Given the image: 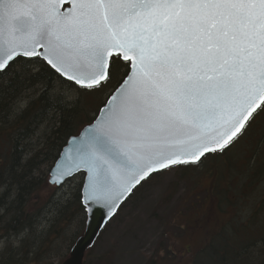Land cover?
I'll list each match as a JSON object with an SVG mask.
<instances>
[{
	"label": "snow or ice",
	"instance_id": "1",
	"mask_svg": "<svg viewBox=\"0 0 264 264\" xmlns=\"http://www.w3.org/2000/svg\"><path fill=\"white\" fill-rule=\"evenodd\" d=\"M30 64L48 87L112 86L47 180L79 177L86 223L106 226L138 186L225 155L264 113V0H0V76ZM242 255L264 264V244Z\"/></svg>",
	"mask_w": 264,
	"mask_h": 264
},
{
	"label": "trees",
	"instance_id": "2",
	"mask_svg": "<svg viewBox=\"0 0 264 264\" xmlns=\"http://www.w3.org/2000/svg\"><path fill=\"white\" fill-rule=\"evenodd\" d=\"M14 69L15 74L10 70L0 76V264H59L83 233L86 221L79 206V182L73 192L64 193L65 185L49 190L48 170L68 139L95 119L112 86L98 92H76L58 83L48 87L39 65H16ZM259 116L244 137L255 134L264 113ZM259 144L244 149L247 157L240 171L237 162L228 159L229 152L215 158L216 167L209 171L214 181L207 196L215 200L218 210L250 202L248 214L243 218L235 211L187 264H247L242 253L264 244V144ZM221 177L230 184L226 189ZM91 249L83 264H89ZM30 252L34 259H29ZM171 258H153L150 264Z\"/></svg>",
	"mask_w": 264,
	"mask_h": 264
},
{
	"label": "rangeland",
	"instance_id": "3",
	"mask_svg": "<svg viewBox=\"0 0 264 264\" xmlns=\"http://www.w3.org/2000/svg\"><path fill=\"white\" fill-rule=\"evenodd\" d=\"M109 93L108 90L106 94ZM25 104L26 100L21 102L22 107ZM255 129L249 142L241 140L228 151V159L237 162L239 171V165L247 157L244 149L259 146L264 139V117ZM214 161L210 158L199 169L178 170L164 177L153 176L144 182L102 231L90 250L89 264H96L100 258L101 264H150L151 259H163L167 255L172 258L165 262L162 260L163 264H168V261L189 263L219 226L241 207L239 203L234 208L230 205L228 210H218L214 207L215 200L207 196L214 181L209 173L216 167ZM239 171L236 169L234 174L240 175ZM221 178L222 188L226 189L230 184H226L225 177ZM79 180L77 177L67 182L62 191L73 192ZM232 185L233 188L236 183ZM53 188L51 186L49 190ZM228 197L234 200L232 194ZM192 200L195 204L202 201L192 207ZM244 203L250 206V202ZM170 248L174 251L168 253ZM173 252L177 256H173Z\"/></svg>",
	"mask_w": 264,
	"mask_h": 264
},
{
	"label": "water",
	"instance_id": "4",
	"mask_svg": "<svg viewBox=\"0 0 264 264\" xmlns=\"http://www.w3.org/2000/svg\"><path fill=\"white\" fill-rule=\"evenodd\" d=\"M86 126L84 128H82L81 131L77 135H79L86 128ZM77 135H74V136H77ZM70 138L68 139V141L70 140ZM68 141H67V143H68ZM67 143H66V145H67ZM129 196L127 197V199L129 198ZM126 200L123 201V203L120 205V207L125 203ZM120 207L117 209V212L119 211ZM117 212H116V214H117ZM106 226H105V221L103 218V213L97 212L96 214L88 217L87 223L85 224L84 231L78 237V238L82 237V239L77 238L75 240L74 244L70 248L68 256L65 259H63L59 264H64L65 261H67V264H83L87 252L96 243L100 234L102 233V231L105 229Z\"/></svg>",
	"mask_w": 264,
	"mask_h": 264
},
{
	"label": "flooded vegetation",
	"instance_id": "5",
	"mask_svg": "<svg viewBox=\"0 0 264 264\" xmlns=\"http://www.w3.org/2000/svg\"><path fill=\"white\" fill-rule=\"evenodd\" d=\"M257 126V125H256ZM256 130V129H255ZM254 136V134L253 135H248L247 137H244V139H243V137L241 138V140H244V141H246V142H249V140H250V138H252Z\"/></svg>",
	"mask_w": 264,
	"mask_h": 264
}]
</instances>
